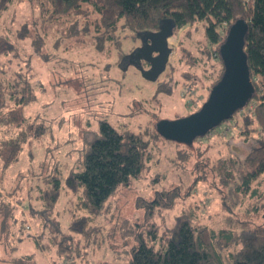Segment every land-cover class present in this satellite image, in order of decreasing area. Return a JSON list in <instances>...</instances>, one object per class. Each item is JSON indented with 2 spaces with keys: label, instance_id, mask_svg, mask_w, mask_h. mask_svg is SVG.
I'll return each mask as SVG.
<instances>
[{
  "label": "rangeland",
  "instance_id": "1",
  "mask_svg": "<svg viewBox=\"0 0 264 264\" xmlns=\"http://www.w3.org/2000/svg\"><path fill=\"white\" fill-rule=\"evenodd\" d=\"M87 13V17L75 18L73 33L68 36L62 35L61 26L59 31L43 24L41 34L46 44L35 55L33 43L39 26H35L33 6L16 2L0 11V35H9L17 44V50L0 56V77L9 79L11 73L22 72L31 79L38 101L26 109L27 117L32 121L36 111L45 108V119L50 122L46 133L26 143L18 160L0 176V191L8 203L0 214V264H20L22 256L29 264L125 263L133 244L127 228L132 229L136 222L147 226L154 222L163 231L186 209L214 228L222 213L221 194L209 176L198 181L172 209L158 211L157 207L149 222L144 221L145 208L136 206V202L154 199L156 193L179 186L183 191L193 180L196 162L205 158L203 153L216 158L234 153L243 160L257 145L258 132L243 140L235 125L249 105L236 111L233 121H223L195 142L201 145L186 146L152 138L150 129H145L150 120L154 126L159 118L187 115L206 99L218 59L213 53L215 46L206 41L204 23L173 31L167 40L172 53L166 68L155 82H149L126 61L140 41L130 35L124 37L127 32H119L117 41L99 43L89 34L92 32L88 33L91 29L96 34L99 16L91 8ZM23 22L30 25L27 39L16 41L11 31ZM120 54L124 57L119 62ZM157 84L175 88L171 94L157 93ZM98 119L107 120L120 132H147L144 139L148 140L151 158L139 178L119 187L101 212L91 215L81 207L79 194L65 191L64 179L79 164L85 146L97 133ZM55 163L59 165L61 187L56 201L49 205L45 193L52 180L39 172ZM256 213L241 218L252 226L264 225V210ZM79 217H85L84 232L70 229L71 221ZM55 233L58 238L52 236ZM64 235L66 242L61 239ZM51 236L54 241L63 242L60 246L69 247L60 256L55 253L57 246Z\"/></svg>",
  "mask_w": 264,
  "mask_h": 264
},
{
  "label": "trees",
  "instance_id": "2",
  "mask_svg": "<svg viewBox=\"0 0 264 264\" xmlns=\"http://www.w3.org/2000/svg\"><path fill=\"white\" fill-rule=\"evenodd\" d=\"M16 2L32 5L33 11L36 10V18L34 16L33 19L35 26L38 24L39 27L33 43L35 55L46 44L41 34L43 24L59 31L61 26L62 35H71L72 26L77 21L75 18L81 15L87 17L89 8L95 10L99 23L95 26L96 34L91 29H88V33L92 32L89 34L99 43L107 39L117 41L119 32H127L124 37L130 35L139 40V34L158 30L159 23L164 19L173 21L174 30L204 23L206 41L215 46L213 53L218 59L210 89L223 73L218 47L225 31L238 18L247 22L244 51L254 96L249 100L251 109L249 106L246 111L240 109L244 115L237 120L240 130L237 134L244 136L243 140H248L250 133L258 132L257 145L243 160L234 153L217 158L209 156L208 152L203 153L205 158L196 162L193 180L183 191L182 186H179L156 193L154 199L136 202V206L145 208L144 221L149 222L157 207L158 211L172 209L176 202L191 193L198 181H205L209 176L211 184H215L214 188L221 194L219 225L213 228L200 222L199 215L189 209L183 210L163 231L154 222L149 226L136 222L131 225L132 229H126L133 242L127 251L130 257L127 262L119 264H264V225L252 226L247 219L241 218V215L249 216L264 210V0H0V11L9 9ZM28 26V22L21 23L11 31V35L16 41L27 39L25 34ZM85 26L81 27L82 30ZM9 38L5 33L0 35V56L17 50V44ZM123 57L120 54L119 62ZM30 66L33 68V64ZM9 77L12 78L0 77L1 177L18 160L25 144L38 139L50 128V122L45 119L46 113L43 112L45 108L38 109L32 121L25 112L38 101L31 79L22 72L11 73ZM174 88L157 84L156 91L171 94ZM151 121L145 127L150 129L149 137L164 140L155 130L156 123L151 126ZM97 128V133L85 146L79 164L70 169L64 179L65 191L79 194L81 207L91 215L99 214L119 187L127 185L131 179L139 178L145 162L151 158L148 140L144 139L147 132H120L105 119L97 120ZM201 138L194 139L188 145L178 144L201 145L195 143ZM58 166L55 163L48 169L41 168L39 172L52 180V186L45 193L49 205L54 204L61 187ZM7 206L0 191V214ZM70 229L84 232L85 217L74 218ZM52 236L58 238L57 233ZM61 239L66 242L67 237L64 235ZM52 242L57 246L55 253L59 256L69 248L60 246L63 242L54 239ZM18 262L29 264L23 256Z\"/></svg>",
  "mask_w": 264,
  "mask_h": 264
},
{
  "label": "water",
  "instance_id": "3",
  "mask_svg": "<svg viewBox=\"0 0 264 264\" xmlns=\"http://www.w3.org/2000/svg\"><path fill=\"white\" fill-rule=\"evenodd\" d=\"M173 30L172 20H162L158 30L141 33L149 42L135 48L126 58L128 61L135 55L143 54V59L149 62L150 67L142 69L139 60L135 67L145 80L155 82L164 72L172 53L167 40ZM247 30L248 24L243 18L236 19L227 28L218 47V55L224 67L220 80L210 89L206 101L197 111L184 117L157 121L155 130L160 137L176 143L191 144L194 139L204 137L223 121L230 119L254 96L244 51ZM153 53L156 55L153 56Z\"/></svg>",
  "mask_w": 264,
  "mask_h": 264
},
{
  "label": "flooded vegetation",
  "instance_id": "4",
  "mask_svg": "<svg viewBox=\"0 0 264 264\" xmlns=\"http://www.w3.org/2000/svg\"><path fill=\"white\" fill-rule=\"evenodd\" d=\"M139 41H140V44H139V46H137V47H140V46H142V45H144V44H146V43L149 42V41L145 38V36H143L142 34L139 35ZM137 47H136V48H137ZM152 55L155 56L156 53H153ZM138 58H139V59H138ZM138 60H139V63H140V65H141V68H142V69L147 70V69L150 67L149 62H147V61H145V60L143 59V54H142V53H141L139 56H137V55L133 56L132 59H128L127 62L130 63L129 65L133 66L137 71H139V70L135 67V65L137 66V62H138Z\"/></svg>",
  "mask_w": 264,
  "mask_h": 264
},
{
  "label": "built area",
  "instance_id": "5",
  "mask_svg": "<svg viewBox=\"0 0 264 264\" xmlns=\"http://www.w3.org/2000/svg\"><path fill=\"white\" fill-rule=\"evenodd\" d=\"M250 102H251V101H249L247 104H249V108L251 109L252 107H250V106H251ZM230 120L233 121V118H230ZM236 124H237V122H235V125H236ZM235 127H237V126H235ZM230 129H231V130H234V123H233V125H232V127H231Z\"/></svg>",
  "mask_w": 264,
  "mask_h": 264
},
{
  "label": "bare ground",
  "instance_id": "6",
  "mask_svg": "<svg viewBox=\"0 0 264 264\" xmlns=\"http://www.w3.org/2000/svg\"><path fill=\"white\" fill-rule=\"evenodd\" d=\"M232 117H233V116H232ZM232 117H231V118H232Z\"/></svg>",
  "mask_w": 264,
  "mask_h": 264
}]
</instances>
